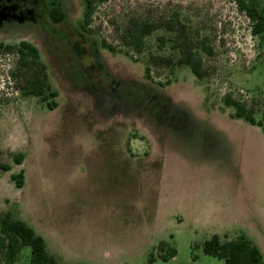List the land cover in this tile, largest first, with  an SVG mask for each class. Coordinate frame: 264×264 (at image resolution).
Instances as JSON below:
<instances>
[{
    "label": "rangeland",
    "instance_id": "rangeland-1",
    "mask_svg": "<svg viewBox=\"0 0 264 264\" xmlns=\"http://www.w3.org/2000/svg\"><path fill=\"white\" fill-rule=\"evenodd\" d=\"M85 2L51 0L54 23L43 25L29 6L0 15V43L36 46L40 69L0 53V216L25 222L59 264H147L152 253L153 264H224L202 251L213 235H242L264 259V130L223 103L261 118L264 33L251 34L235 0H106L87 34ZM171 18L212 48L198 51L204 80L179 64L145 78L149 54L178 58ZM130 19L159 27L142 53L122 43ZM161 243L176 250L167 262ZM29 258L24 247L13 264Z\"/></svg>",
    "mask_w": 264,
    "mask_h": 264
},
{
    "label": "trees",
    "instance_id": "trees-1",
    "mask_svg": "<svg viewBox=\"0 0 264 264\" xmlns=\"http://www.w3.org/2000/svg\"><path fill=\"white\" fill-rule=\"evenodd\" d=\"M106 0H86V6L83 13L81 29L92 34V30L88 28L92 14L96 4H102ZM239 11L243 12L251 25V34L258 36L264 33V11L258 8L255 1L235 0ZM158 25L147 20L130 19L121 34V40L125 47L135 53H142L145 50V39L158 29ZM165 29L173 35L172 48L177 52L178 58L174 60L170 56H161L149 54L147 58V67L145 68V78L150 80V66L162 65L164 67H172L175 64L185 65L198 81L204 80L208 75V71L204 68L203 61L198 53L202 50L207 55H212V48L205 43V38L198 37V31L191 29L189 26L173 18L165 21ZM158 46L162 48L164 45V37H159ZM105 46V43H101ZM15 53L18 56L17 68H30L35 65L39 69L38 50L27 42H21L19 45L0 44V53ZM42 91L35 92L40 95ZM55 97L56 94H49ZM46 96H42L45 100ZM223 103L227 107L234 110L232 118L242 120L252 126H258L264 130V110L261 118L257 120L251 108L237 99H233L229 95L225 96ZM48 109L55 108V103H49ZM15 162H21V157H16ZM5 171L7 169H4ZM11 180L17 188H21L24 183L23 173L12 175ZM161 243L159 246L158 258L163 262H167L176 255L173 247H167ZM28 247L30 250L29 264H59L56 258L50 255L45 246L44 239L37 235L35 231L25 222L14 219L9 213L0 216V252L6 264H13L17 260V256L21 249ZM202 251L205 255L218 258L224 261V264H264V259L259 249L246 237L240 235L232 240L222 242L217 235H213L210 239L202 244ZM155 255L150 254L147 264H153Z\"/></svg>",
    "mask_w": 264,
    "mask_h": 264
},
{
    "label": "flooded vegetation",
    "instance_id": "flooded-vegetation-1",
    "mask_svg": "<svg viewBox=\"0 0 264 264\" xmlns=\"http://www.w3.org/2000/svg\"><path fill=\"white\" fill-rule=\"evenodd\" d=\"M50 1L51 0H0V15L4 16L5 14H10V12L13 11L14 14L21 16L22 13L25 12L24 10H22L23 6H29L30 15L31 14L33 15L32 20L36 24L40 23L43 25L48 22L54 23V17L50 14L51 12L48 10V8L51 10V8L49 7ZM85 6H86V2H85ZM21 42H25V41H21ZM0 44H3V43H0ZM4 45H7V44H4ZM34 47L37 49L36 46Z\"/></svg>",
    "mask_w": 264,
    "mask_h": 264
},
{
    "label": "crops",
    "instance_id": "crops-1",
    "mask_svg": "<svg viewBox=\"0 0 264 264\" xmlns=\"http://www.w3.org/2000/svg\"><path fill=\"white\" fill-rule=\"evenodd\" d=\"M259 251H260V253H262L261 250H259Z\"/></svg>",
    "mask_w": 264,
    "mask_h": 264
}]
</instances>
